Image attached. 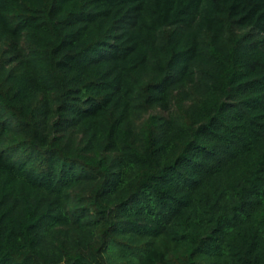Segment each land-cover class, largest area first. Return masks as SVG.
<instances>
[{
    "label": "trees",
    "instance_id": "1",
    "mask_svg": "<svg viewBox=\"0 0 264 264\" xmlns=\"http://www.w3.org/2000/svg\"><path fill=\"white\" fill-rule=\"evenodd\" d=\"M0 264H264V0H0Z\"/></svg>",
    "mask_w": 264,
    "mask_h": 264
},
{
    "label": "rangeland",
    "instance_id": "2",
    "mask_svg": "<svg viewBox=\"0 0 264 264\" xmlns=\"http://www.w3.org/2000/svg\"><path fill=\"white\" fill-rule=\"evenodd\" d=\"M160 112L158 111V110H152L151 112H150V114H153V115H155V114H159ZM145 118H147V116H145Z\"/></svg>",
    "mask_w": 264,
    "mask_h": 264
}]
</instances>
